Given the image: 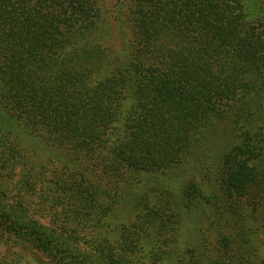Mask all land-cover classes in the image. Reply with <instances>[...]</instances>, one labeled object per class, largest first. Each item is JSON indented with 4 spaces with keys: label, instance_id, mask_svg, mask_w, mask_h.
I'll list each match as a JSON object with an SVG mask.
<instances>
[{
    "label": "trees",
    "instance_id": "trees-1",
    "mask_svg": "<svg viewBox=\"0 0 264 264\" xmlns=\"http://www.w3.org/2000/svg\"><path fill=\"white\" fill-rule=\"evenodd\" d=\"M260 95L264 18L245 0H0V243L34 264H264ZM220 129L238 143L217 192H154L110 229L124 178L182 170Z\"/></svg>",
    "mask_w": 264,
    "mask_h": 264
},
{
    "label": "rangeland",
    "instance_id": "rangeland-1",
    "mask_svg": "<svg viewBox=\"0 0 264 264\" xmlns=\"http://www.w3.org/2000/svg\"><path fill=\"white\" fill-rule=\"evenodd\" d=\"M245 6L250 12L252 18H264V0H245ZM108 25L109 30L106 33V39L108 43L111 44L114 51H119L121 49H119L120 41L118 40L117 35L118 26L113 24V22L109 23ZM254 106L261 108L262 110L257 118H255L256 122L254 127H260L264 132V95H260L255 99ZM5 122L6 123H4V120L2 121V126L4 129H16L15 122H13L11 118L6 117ZM19 130L24 135V137L27 138V141L29 142V148H35L36 146H39L40 149H43L41 150L42 155H40L42 159L52 158L58 163L61 162L70 164V162L64 157L55 155L54 151L49 152L43 148L41 146L42 144L35 140L33 134L28 130L25 128L24 130ZM234 135L235 133H233V131H227L226 129L218 130L213 135L210 143L205 145L201 144L192 153L191 160L187 163L185 168L180 171H174L171 173L166 172L164 174H141L140 178H132L128 180L124 178V181L120 183V188H118V192L122 196V208H120L118 212L115 213L109 220L110 229H117L122 222L127 220L129 214L136 210L139 205L145 202L147 197L154 192H162L166 196L169 195L173 199H178L180 191L190 183L197 184L200 188L205 190L204 192L206 194L217 192L218 185L216 182V164L221 155L231 150L238 143ZM262 163L264 166V157L262 158ZM71 166H73V164ZM139 179L141 181H139ZM183 209L186 211L185 207ZM205 212L206 208L202 206V210H198L197 214L192 212L191 216H187L185 218L179 241L182 247H187L189 244L194 243L199 239V233L202 229L201 218ZM186 213H188V211H186ZM8 247H10V245L6 246V244L0 243V258L1 256L5 255V258L9 257L14 262L19 264H34L31 257L29 256V253H23L21 255L22 260H19V254L16 255L14 253V249L8 250L9 254H7L6 248Z\"/></svg>",
    "mask_w": 264,
    "mask_h": 264
}]
</instances>
